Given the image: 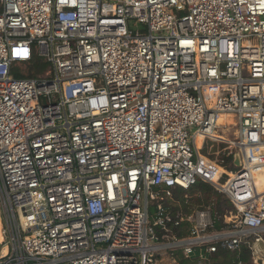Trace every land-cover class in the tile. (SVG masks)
Returning a JSON list of instances; mask_svg holds the SVG:
<instances>
[{
  "label": "built area",
  "instance_id": "built-area-1",
  "mask_svg": "<svg viewBox=\"0 0 264 264\" xmlns=\"http://www.w3.org/2000/svg\"><path fill=\"white\" fill-rule=\"evenodd\" d=\"M35 55L45 75L15 77ZM217 143L222 161L201 153ZM262 167L264 0H0V264H176L177 250L205 264L252 249ZM200 181L235 207L221 230L218 204L166 205Z\"/></svg>",
  "mask_w": 264,
  "mask_h": 264
},
{
  "label": "trees",
  "instance_id": "trees-1",
  "mask_svg": "<svg viewBox=\"0 0 264 264\" xmlns=\"http://www.w3.org/2000/svg\"><path fill=\"white\" fill-rule=\"evenodd\" d=\"M22 65L23 66L27 65L28 67H30V69L33 68L36 70L39 69L40 67H43V68L39 69V72H33V70H31V71H28L27 73H24L23 70H18V71L16 70L14 71L15 77L39 78V74L42 73L45 70V68L48 66V64L42 58L38 57L37 55H35L31 61H29L28 63H24ZM202 144H203V139L201 138L198 142L197 147L199 146V148H201ZM231 161H232V157H228L227 158L228 164H231ZM228 169L233 171V169L235 170L236 167L233 165L231 166L229 165ZM216 171L219 172L220 174L221 172H223L221 168H217ZM195 192H203L207 194V198H211L215 196L220 199L221 197V204L219 203V205H221V213L224 210L223 209L224 206L227 204L233 207V209L235 208L232 202L228 198L227 200L222 201V197L224 195L223 193H220L211 184L203 182V181H200L196 187H193L189 190L176 189L173 199L181 200L185 211H187L188 213H191L192 211L189 208V204L185 203V199L183 198V195H185L186 193L192 194ZM173 199L168 200L166 202V205L170 208V211L172 212V214L175 215L176 212L180 210V207L179 206L172 207ZM219 199L218 201H220ZM224 226H225L224 220H221L217 222L215 229L221 230ZM190 227H191L190 223L183 222L180 224V226L174 227V233H176L181 238L187 237L189 235ZM173 259L176 262V264H198V261H199V259H195V258L194 259L186 258L183 255L181 250H177L174 252ZM249 260H250V250L247 245H244L241 253L232 252V251L221 248L216 253L212 254L210 256V259L206 261L205 264H237L239 261H242L243 263L246 264Z\"/></svg>",
  "mask_w": 264,
  "mask_h": 264
},
{
  "label": "rangeland",
  "instance_id": "rangeland-1",
  "mask_svg": "<svg viewBox=\"0 0 264 264\" xmlns=\"http://www.w3.org/2000/svg\"><path fill=\"white\" fill-rule=\"evenodd\" d=\"M131 26L134 27L135 26V23L132 22L131 23ZM144 27V26H143ZM133 30H136V29H133ZM43 67H40L39 69H41ZM48 67L45 68V70L39 74V78L44 76L46 71L48 70L47 69ZM39 69H30V67H28L27 65L21 67V70H23L24 73H27L28 71H31L33 70V72H39ZM225 119V123H224V128H229L227 131L228 135L227 137L230 139V140H233V131L236 130V128H238V118H237V115L235 114H228L226 115V117L224 118ZM199 138V139H198ZM197 139V145H198V142L199 140L202 138L201 136H199ZM203 139V138H202ZM229 144L227 143H217V144H206L205 147L203 148V150L201 151V153L210 158L211 160H214V161H219L222 159H224V157L222 156V152L226 149H228V146ZM199 148V146H198ZM221 150V155L218 154V152ZM231 166L232 164H228V166ZM229 172H231L230 169H227ZM238 170V168H237ZM233 171H236V169ZM220 173L217 172V176L219 175ZM228 176H226L223 180H222V183H225L226 180H227ZM183 198L185 199V203L186 204H189V208L191 209V213H188L187 211H185L184 207H183V203L181 200H174L172 201V207L174 206H179L180 207V210H178L176 212L177 213H182L184 215H190L192 213H194L195 211H198V210H202V209H205V208H208V207H215L216 204L219 205V203L221 204V197L220 199L218 197H211V198H207V194L203 193V192H195V193H186L185 195H183ZM227 196L223 195L222 197V201L224 200H227ZM217 199H219L220 201H218ZM220 206V214H221V217L225 218V216H230V214L232 213L233 211V207H231L230 205H225L224 206V210L222 211L221 213V205ZM162 264H172L171 260H166L165 262H163Z\"/></svg>",
  "mask_w": 264,
  "mask_h": 264
},
{
  "label": "crops",
  "instance_id": "crops-1",
  "mask_svg": "<svg viewBox=\"0 0 264 264\" xmlns=\"http://www.w3.org/2000/svg\"><path fill=\"white\" fill-rule=\"evenodd\" d=\"M254 177L255 179L257 178L260 181H264V167L260 168L259 171L254 172ZM249 250H250V260L246 264H264V242L255 243L252 249L249 248Z\"/></svg>",
  "mask_w": 264,
  "mask_h": 264
},
{
  "label": "bare ground",
  "instance_id": "bare-ground-1",
  "mask_svg": "<svg viewBox=\"0 0 264 264\" xmlns=\"http://www.w3.org/2000/svg\"><path fill=\"white\" fill-rule=\"evenodd\" d=\"M142 32L144 33L145 32V29H143L142 30ZM226 116H222L220 119H219V124L220 125H224V123H225V118ZM260 169H258V170H254V172H256V171H259ZM231 175V174H230ZM258 177V176H257ZM255 181H256V184H257V186H258V192L261 194V193H263L264 192V181H260V180H258L257 178L255 179ZM2 241V236H1V222H0V242ZM260 245V244H259ZM257 247V246H256ZM261 250V249H260Z\"/></svg>",
  "mask_w": 264,
  "mask_h": 264
},
{
  "label": "water",
  "instance_id": "water-1",
  "mask_svg": "<svg viewBox=\"0 0 264 264\" xmlns=\"http://www.w3.org/2000/svg\"><path fill=\"white\" fill-rule=\"evenodd\" d=\"M235 164H236L237 167H240V166H241V162H240V160L238 159V160L235 162Z\"/></svg>",
  "mask_w": 264,
  "mask_h": 264
}]
</instances>
